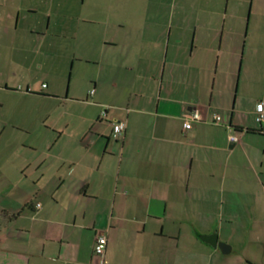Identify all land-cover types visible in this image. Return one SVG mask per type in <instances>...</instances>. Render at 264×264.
<instances>
[{
	"label": "crops",
	"instance_id": "obj_1",
	"mask_svg": "<svg viewBox=\"0 0 264 264\" xmlns=\"http://www.w3.org/2000/svg\"><path fill=\"white\" fill-rule=\"evenodd\" d=\"M77 12L74 0H0V264H264V24L241 44L185 16L188 28H131L122 56L67 51L63 93L48 37ZM248 19L264 22V0ZM82 60L99 70L89 92L72 85ZM192 111L202 119L186 129ZM213 234L226 251L202 238Z\"/></svg>",
	"mask_w": 264,
	"mask_h": 264
},
{
	"label": "rangeland",
	"instance_id": "obj_2",
	"mask_svg": "<svg viewBox=\"0 0 264 264\" xmlns=\"http://www.w3.org/2000/svg\"><path fill=\"white\" fill-rule=\"evenodd\" d=\"M78 12L73 20V29H71L72 21H67L69 30H64L63 37H53V46L58 48L61 56L58 61L54 62L51 68L54 72L59 69L61 71L63 82L59 85V89L65 92L70 83V73L72 69V56L68 58L69 50L78 48V55L85 57V51L88 48L97 49L111 58L119 57L125 54L129 47V32L131 28L146 30L152 32L154 30H162L167 27L168 22L174 29L177 26L186 28L181 19L187 17L191 24L198 23L199 27L211 28L216 25L217 30L224 28L225 35L230 36L229 39H237L239 43L245 36V32L254 27H259L264 22L249 21V2L250 0H74ZM91 20L93 22L86 23L84 21ZM109 19V20H108ZM45 20V19H44ZM168 20V22H167ZM55 31L62 33V21L53 20ZM188 28V27H187ZM203 28V27H201ZM168 29V28H167ZM73 30V31H72ZM88 30L92 33L88 34ZM190 30V29H189ZM250 30V31H251ZM55 38V39H54ZM127 38V39H126ZM106 39V40H105ZM107 40H112L115 46H104ZM241 44V43H240ZM46 45V43L44 44ZM57 50V51H58ZM53 58V57H52ZM130 58V56H129ZM102 59V63H104ZM134 61L131 57L129 61ZM127 61V62H129ZM76 63V62H75ZM72 75V85H76L80 91L89 92L93 88V84L85 78V74L92 73L95 75L99 72L93 66L87 67L83 60L76 63ZM100 69V68H99ZM46 69L43 76L46 77ZM53 72V74H54ZM102 72V69L100 73ZM103 74V73H102ZM61 87V88H60ZM6 91L0 89V98L5 96ZM3 101V99L1 100ZM7 102V101H3ZM260 104L263 106V102ZM1 106V105H0ZM8 105L1 106L0 111H6ZM263 118L264 112L262 111ZM3 134L0 138V156L7 154V145L3 142ZM13 151V149L11 150Z\"/></svg>",
	"mask_w": 264,
	"mask_h": 264
},
{
	"label": "built area",
	"instance_id": "obj_3",
	"mask_svg": "<svg viewBox=\"0 0 264 264\" xmlns=\"http://www.w3.org/2000/svg\"><path fill=\"white\" fill-rule=\"evenodd\" d=\"M262 105L259 103L257 105V116H256V120L258 122H260L263 118V114H262ZM202 117H201V114L198 112V111H192L188 118H187V121L185 122L184 124V127L186 129L190 128L191 125H192V122L194 121H199L201 120ZM221 120V116L219 113H214L213 114V122L215 123H219ZM124 126H125V123L122 122V121H118L116 122L114 125H113V135L114 136H117L119 135L122 130L124 129ZM228 139L230 142H235L237 141V137L235 134L231 133L229 136H228ZM105 244H106V238H105V235L102 234V233H96L95 235V239H94V252L96 255L98 256H101L104 252V249H105Z\"/></svg>",
	"mask_w": 264,
	"mask_h": 264
},
{
	"label": "water",
	"instance_id": "obj_4",
	"mask_svg": "<svg viewBox=\"0 0 264 264\" xmlns=\"http://www.w3.org/2000/svg\"><path fill=\"white\" fill-rule=\"evenodd\" d=\"M205 241L209 242L210 244H212L213 246H218L221 251H226L225 250V247H227L226 245L224 244H221V243H218L217 240H216V235L213 234V235H206V236H203L202 237Z\"/></svg>",
	"mask_w": 264,
	"mask_h": 264
},
{
	"label": "trees",
	"instance_id": "obj_5",
	"mask_svg": "<svg viewBox=\"0 0 264 264\" xmlns=\"http://www.w3.org/2000/svg\"><path fill=\"white\" fill-rule=\"evenodd\" d=\"M104 113V112H103ZM262 120H263V118H262ZM262 120L260 121V122H262ZM118 122V121H117ZM123 122V121H122ZM116 122H113L112 123V129H111V135H112V137L115 139V138H118V137H120L121 135H122V133H123V131H124V129L122 130V132L119 134V135H117V136H114L113 135V125L115 124ZM124 128H125V126H124ZM250 131H258V130H252V129H249ZM237 137V136H236ZM96 233H102V234H104L103 232H96ZM96 233H95V235H96ZM105 235V234H104ZM105 238H106V236H105ZM94 239H95V236H94ZM105 247H106V244H105ZM104 251H105V249H104ZM93 252H94V241H93ZM104 253V252H103ZM94 254H95V252H94ZM96 255V254H95ZM103 255V254H102ZM101 255V256H102ZM96 256H98V255H96Z\"/></svg>",
	"mask_w": 264,
	"mask_h": 264
}]
</instances>
